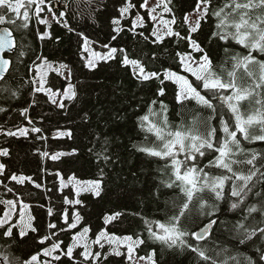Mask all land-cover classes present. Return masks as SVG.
Masks as SVG:
<instances>
[{"label":"snow or ice","instance_id":"snow-or-ice-1","mask_svg":"<svg viewBox=\"0 0 264 264\" xmlns=\"http://www.w3.org/2000/svg\"><path fill=\"white\" fill-rule=\"evenodd\" d=\"M81 2H85L86 7H82ZM50 3L51 0H0V26H5L0 29V53L15 56V60L0 56V101L8 104V107L0 106V113L12 110L11 101L19 98L20 89L25 85L31 96V102H26L18 112L31 127L16 125V131L8 130L3 134L17 139H45L42 135L32 137L33 133H42V128L36 126L30 115V109L40 105V97L36 94H45L48 97L45 104L50 102L67 113L70 104H79L81 92L86 88L75 70L61 63L55 70L65 74V84L59 85L57 93L54 91L56 85L46 80L44 69L53 68L48 58L34 51L29 54L31 46L26 41L27 35L40 41L59 42L48 30L38 29L34 33L31 30L33 21L37 25H48L41 15L46 8L52 20L77 36L82 69L93 72L101 61L116 60L123 68L130 66L132 78L140 86L159 81L155 90L149 89L151 97L143 100L148 114L137 117V122L141 131H145L147 124L146 131L154 133L160 144L133 147L162 162L156 169L159 175L153 178L157 183L149 189L150 202L169 196L172 208L165 213L164 222L158 217L145 218L139 212L132 213L139 216L137 227L142 228L139 234L116 236L101 230L90 240L87 235L90 228L83 227L65 250L62 242L57 243L53 237L57 229L60 232L76 229L75 221L82 219L79 212L61 209L57 216L63 219V224L59 219L56 223L49 220L48 231L42 233L34 224L36 217L29 211L30 204L23 199L27 196L31 200L33 196L28 184L36 189L42 185L29 175L8 172L6 165L0 163V176L24 185L20 196H16L13 187L7 188L15 200L0 201L8 207L0 217V264H41L43 257L50 258V261L44 259L43 264H57L62 256L73 261L77 248L83 249L79 253L83 260L77 264H103L109 255L126 256L128 264H174L176 255L189 257L190 264H264V151L257 152L250 147L257 142L264 143V59L259 58L264 57V0H223V3L193 0L188 9L178 6L177 0H155L152 6H148V0H117L113 4L117 15L111 18L110 40L116 41L126 34L121 21L136 9L132 26L127 29L134 41L131 52L127 46L108 43L100 44L101 49L107 51H96L90 47L96 42L90 41L79 26L80 21L95 24L97 13L101 8L106 10L107 4L101 5L100 0H78L75 9L65 5L66 10L59 11ZM141 7L146 8V13L140 12ZM68 11H72L71 19L77 21L76 25L67 19ZM148 19L154 22L149 26L150 35L146 34L149 29L145 27ZM206 23L209 47L203 46L200 39ZM233 41L246 51H234L230 44ZM220 42H223L224 58L222 70L218 72L211 45L220 48ZM170 47L172 50L168 51ZM162 50L179 71L173 70L171 65L162 70L155 67L157 63H164L160 60ZM229 65L230 71L227 70ZM21 68L23 76H19ZM240 69L243 71L237 75ZM224 71H227V78ZM29 73L32 78L24 79ZM169 83L175 87L169 89ZM244 101L249 105L246 112L241 111ZM186 112L193 115L192 126L183 123ZM170 115L179 117L181 124L174 126ZM150 117H155V122L150 123ZM213 121H218L219 128ZM88 122L85 113L84 123ZM256 126L260 128L259 133L250 130ZM59 135L72 138L73 133L69 130ZM91 136L92 147L88 152L89 163L95 169L93 178L70 176L65 181L59 172L54 176L60 177L61 187L71 185L77 197L81 193H91L103 198L110 173L119 163V154L112 150V141L107 136L99 132ZM97 144L100 145L98 149ZM38 154L52 161L78 156L76 149ZM10 155L8 148L0 147V157ZM45 191L55 193V182ZM206 192L208 196L203 195ZM70 195L60 197L64 204L86 207L83 200H73ZM13 215L17 218L13 219ZM53 215V208L49 207L47 216ZM124 216L123 212L107 215L105 225L122 223ZM148 241L160 247L142 249ZM105 244L109 245V252L93 250L94 246L103 250ZM37 245L40 248L36 252L29 251ZM121 245L126 247V254L121 251ZM138 250L144 251V255Z\"/></svg>","mask_w":264,"mask_h":264},{"label":"trees","instance_id":"trees-1","mask_svg":"<svg viewBox=\"0 0 264 264\" xmlns=\"http://www.w3.org/2000/svg\"><path fill=\"white\" fill-rule=\"evenodd\" d=\"M116 2L117 0H100L101 5L107 4L108 7L106 10L101 8V12L97 13L95 24L91 21H80L79 26L89 40L96 42L95 44H90V47L96 51L106 50L101 49V43H108L118 47L127 46L130 52L133 50L134 41L127 29L132 26V17L135 16L136 9H133L128 14L127 19L121 21L126 34H122L116 41L110 40L111 18L117 15L113 9V4ZM77 3L78 0H51L50 6L54 10L65 11V5H71L72 9H75ZM214 3H223V0H214ZM177 4L184 9H188L193 4V0H177ZM81 6L86 7V3L81 2ZM140 12L143 14L146 13V10L141 7ZM41 15L43 18L48 15L46 8ZM71 17L72 11H68L67 19L73 25H76L77 21L72 20ZM150 25H152V22L148 19L145 25L149 29L146 33L148 35H150L151 31ZM38 29L50 31L53 37L59 38V42L55 40L40 41L33 35H27L26 41L31 46L29 54L33 51L36 55L43 54L53 66H59L61 63L69 65L75 70L80 80L86 85V88L81 92L79 104L75 106L70 104V111L67 113L55 108L50 102L45 104L44 101L48 99L45 94H36L40 97V105L30 109V115L35 119L36 126L42 128V133H33L32 137L42 135L45 137L43 140L25 139L23 137L17 139L16 137H6L3 134L8 130L16 131V125L31 127V125L27 124L24 117L18 115L19 110L26 106V102H31L27 85L20 89L19 98L11 101L12 110L7 114L0 113V147H6L11 152L10 156L0 157V163L6 165L8 172L29 175L42 185L40 189H36L33 184H28L27 188L32 191L33 196L31 200L27 196L23 197L24 202L30 204L29 211L36 217L34 224L41 228L42 233L47 232L46 225L49 220L56 223L59 219V223L63 224V219L57 216L61 209L70 210L72 213L79 212L82 219L78 220L77 223L75 221L77 224L76 229H68L64 232H60L57 229L56 236L53 237V240L57 243L62 242L61 247L66 250V247L72 242L73 234L82 230L83 227L90 228L88 233L90 240L95 239V234H98L101 230H106L109 234L116 236L132 235L133 232L139 234L142 228L137 227L139 216H133L132 213L134 212L143 214L145 218L158 217L160 222H164L165 213L170 212L172 208L171 198L169 196L161 197L159 201L153 203L150 202L151 198L149 197V189L157 183L153 179L159 175L156 169L158 166H162V162L158 158L149 157L146 153L138 152L133 147V145L152 147L160 144L154 133L146 131L147 124L145 125V131H141L137 122V117L148 114L143 100L151 97L149 89L155 90L159 86V81L140 86L132 78L130 66L123 68L116 60L98 63L97 68L93 72L82 69L81 51L77 43V36L74 33H68L61 24L52 19H49L48 25H37L33 21L31 24L32 32L34 33ZM137 30L141 29L137 28ZM208 33L209 26L206 23L203 34L200 36L205 47H209L206 39ZM220 43L222 45L220 48H217L215 44L211 45L212 59L218 66V72L222 70L221 66L224 58L223 42ZM230 44L234 51H246L234 41L230 42ZM149 47L154 48L156 45H149ZM172 47H175L174 43ZM171 50L172 48L170 47L168 51ZM6 57L15 60L13 54L6 55ZM259 58L264 59V57ZM25 59L27 60V56ZM160 60L164 63L163 65L157 63L155 65L156 68H161L162 70L164 66L171 65L173 70L179 71L163 50L160 54ZM30 63L31 61H29ZM227 70H232L230 65L227 66ZM242 71L243 69L237 70V75ZM23 75L24 70L21 68L19 76ZM223 75L227 78V71H224ZM31 78V73L24 77L26 80ZM46 80H50L52 84L56 85L54 88L56 92L60 91L59 85L65 84V79L55 72H50L46 76ZM13 83H16V81H13ZM174 87V84L169 83V89ZM165 102L169 101L166 100ZM0 106L8 107V104L0 101ZM248 109L247 101L242 102L241 111L246 112ZM85 113L88 115L89 122L87 124L84 123ZM169 119L174 126L181 124L179 117L170 115ZM149 122H155V117H150ZM183 123L185 126L193 125V115L190 112L185 113ZM213 123L219 128L218 121H213ZM69 130L73 133L72 138L53 136L58 135V132ZM250 130L255 133L260 132L259 126ZM93 132H99L102 136H107L112 141V150L119 154V163L115 166V170L110 173L103 198H97L91 194H83L80 199L85 202L86 207L64 204L60 197L70 193V198L74 200L73 193L70 189L62 191L59 189L58 177L54 176V173L59 172L63 178L70 176H75L77 179L93 178L95 169L89 163L91 156L88 152V148L92 147L90 141L92 140L91 133ZM99 147L100 145L97 144V149ZM250 147L257 152L264 151V143L257 142L250 145ZM73 149L77 150V157H60L57 161H52L50 157L45 158L38 154L39 152H51L52 154L70 152ZM209 155L211 156V154ZM61 160H63V163L60 162ZM204 163H207V160H204ZM211 171L215 172L217 170L212 169ZM54 182L57 186V191L55 193L46 192L45 189H51ZM8 187H13L16 196H20V193L24 191V185H17L14 181L5 180L3 176H0V201L15 200L13 193L8 192ZM203 195L208 196L209 193L206 192ZM165 201H168V203L166 204ZM41 205L43 206L41 207ZM49 207L53 208V217L47 216ZM5 210L6 205L0 203V217L3 216ZM115 212L125 213L122 223L113 222L105 225L104 217ZM229 218H231V214H229ZM159 247V244H153L151 241L141 246L146 251ZM38 248H40L39 245L30 248L29 251L36 252ZM93 250L107 253L109 252V247L105 244V248L101 250L98 246H94ZM81 251H83L82 248H77L74 251L75 260L73 261H69L66 256H62V264H77L78 261H82L83 257L79 255ZM139 254L144 255V251H139ZM61 262H57V264H61ZM84 264H87V262H84ZM103 264H128V262L126 256L116 257L109 255L108 260L104 261ZM174 264H190V258L176 255Z\"/></svg>","mask_w":264,"mask_h":264},{"label":"rangeland","instance_id":"rangeland-1","mask_svg":"<svg viewBox=\"0 0 264 264\" xmlns=\"http://www.w3.org/2000/svg\"><path fill=\"white\" fill-rule=\"evenodd\" d=\"M155 3V0H148V6H152L153 4ZM142 9L143 10H146V8H144V7H142ZM47 11V10H46ZM165 18H167V17H165ZM44 19L45 20H47L48 21V23H49V19H51L50 18V14H48L46 17H44ZM134 19H135V16L134 17H132V21H134ZM150 21H151V19H150ZM152 22V25H153V21H151ZM132 25V24H131ZM104 51H107V49L106 50H104ZM84 55L85 56H87V55H89V53H84ZM102 62V61H101ZM100 62V63H101ZM59 66H53V68L52 69H44V71L46 72V76L50 73V72H55V73H57L58 75H60L63 79H64V73L63 72H57L55 69L56 68H58ZM60 91H57V93H59ZM59 133H61V132H58V135H53V136H56V137H59L60 135H59ZM60 177H62V176H60ZM60 177H58V185H59V189L62 191V190H66V189H70L71 191H72V193H73V197H74V200L75 199H80V197L83 195V194H91V193H81L80 194V196L79 197H77L76 196V194H75V192H74V190L72 189V187H71V185H69L68 187H61L60 186ZM68 178V177H67ZM67 178H64V180L65 181H67ZM92 195V194H91ZM8 211V207L6 206V210H5V212H7ZM5 212H4V214H5ZM13 212H15V210H13ZM3 214V215H4ZM15 218H17L15 215H13V219H15ZM77 221L78 220H76V223H77ZM80 231H82V230H79L78 232H76L75 234H73V236L74 235H77ZM88 235V234H87ZM73 236H72V238H73ZM72 243V242H71ZM70 243V244H71ZM108 245V244H107ZM108 247H109V245H108ZM124 249H125V251H124ZM109 250H110V247H109ZM121 251L122 252H125V254H126V251H127V249H126V247L125 246H123V245H121ZM44 259H48L49 261H50V258L49 257H45V258H43V260ZM43 260H42V262H41V264H43Z\"/></svg>","mask_w":264,"mask_h":264},{"label":"water","instance_id":"water-1","mask_svg":"<svg viewBox=\"0 0 264 264\" xmlns=\"http://www.w3.org/2000/svg\"><path fill=\"white\" fill-rule=\"evenodd\" d=\"M2 28L3 27H0V29H2ZM9 54H11V53H9ZM9 54H7V55H9ZM0 56H3L4 58H7L5 53H0Z\"/></svg>","mask_w":264,"mask_h":264}]
</instances>
